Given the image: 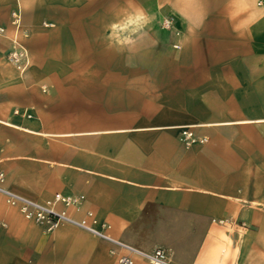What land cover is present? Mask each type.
Here are the masks:
<instances>
[{"label": "crops", "instance_id": "1", "mask_svg": "<svg viewBox=\"0 0 264 264\" xmlns=\"http://www.w3.org/2000/svg\"><path fill=\"white\" fill-rule=\"evenodd\" d=\"M0 174L173 264H264V0H0ZM110 248L0 193V264Z\"/></svg>", "mask_w": 264, "mask_h": 264}, {"label": "built area", "instance_id": "2", "mask_svg": "<svg viewBox=\"0 0 264 264\" xmlns=\"http://www.w3.org/2000/svg\"><path fill=\"white\" fill-rule=\"evenodd\" d=\"M26 58L27 53L16 47H14L8 54L9 62L16 65L19 69L25 68ZM2 179L3 175L0 174V193L5 196L6 201L9 204L18 207L26 219L34 220L35 222L42 224L47 230H51L60 223H69L84 228L96 235L98 238L106 241L111 246L110 253L116 256L117 264H134L135 258L142 259L146 264H173L168 259L167 251L163 248H156L152 252H146L120 240L113 239L102 230L91 228L84 222L75 221L64 212L54 210L48 204L34 202L4 189L1 186ZM55 200L62 201L66 204L69 202L68 199L63 198L58 194L55 196Z\"/></svg>", "mask_w": 264, "mask_h": 264}]
</instances>
